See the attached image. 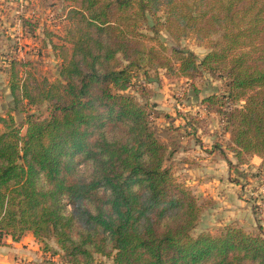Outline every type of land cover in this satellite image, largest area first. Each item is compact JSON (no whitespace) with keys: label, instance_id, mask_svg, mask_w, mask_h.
<instances>
[{"label":"trees","instance_id":"1","mask_svg":"<svg viewBox=\"0 0 264 264\" xmlns=\"http://www.w3.org/2000/svg\"><path fill=\"white\" fill-rule=\"evenodd\" d=\"M64 1L59 79L21 58L8 67L15 110L46 105L47 115L28 114L24 136L0 115V239L32 233L50 251L54 240L65 264H264L261 229L193 235L204 206L167 165L180 144L153 128L151 93H132L142 70L222 80L224 92L201 102L229 135L215 149L231 168L258 157L264 171V0ZM150 19L157 38L143 33ZM187 36L208 45L202 60L180 44Z\"/></svg>","mask_w":264,"mask_h":264},{"label":"rangeland","instance_id":"2","mask_svg":"<svg viewBox=\"0 0 264 264\" xmlns=\"http://www.w3.org/2000/svg\"><path fill=\"white\" fill-rule=\"evenodd\" d=\"M13 1L0 0V115L12 113L21 135L24 136L27 115L46 116L47 106L15 110L9 88L8 67L14 58H21L34 63L33 69L39 77L51 82L59 79L61 60L52 45L63 44L59 36L65 34L67 27L62 18L67 2ZM158 15L164 21V15ZM23 19L27 22L22 23ZM30 24L36 26L31 27ZM153 24V19L144 24L143 33L147 37H156L149 30ZM219 38L217 35L213 39ZM158 39L166 49L174 44L164 30L159 33ZM145 44L152 46L158 44V41L148 38ZM180 44L193 51L199 60L210 51L207 44L198 42L192 36L184 37ZM166 53L169 54L170 51L167 50ZM132 87V93L137 97L138 92L143 89H146V93H151L147 103L152 111V126L160 139L180 144L179 152L167 165L172 164L176 178L187 183L204 206L205 213L203 212L193 235L218 234L226 224L242 228L251 234H258L261 229L264 235V212H261L264 210L261 205L264 201V194L261 193L264 188V171L261 159L250 157L245 165L231 168L222 158L221 151L215 149L217 144L225 147L229 137L224 133L221 117L215 113H207L201 104L209 95H221L225 90L224 82L207 73L190 82L186 79H168L163 70H142L138 72ZM227 155L233 164L237 163L232 154ZM209 176L217 178L211 182L220 189L210 192L197 183L200 180L207 181ZM210 199H215L213 201L217 206L209 210L206 203ZM227 204H231L232 208ZM1 240L3 239L0 242ZM48 243L51 249L61 251L54 240ZM60 260L59 257L56 264H61ZM97 264L113 262L112 259L97 256Z\"/></svg>","mask_w":264,"mask_h":264},{"label":"crops","instance_id":"3","mask_svg":"<svg viewBox=\"0 0 264 264\" xmlns=\"http://www.w3.org/2000/svg\"><path fill=\"white\" fill-rule=\"evenodd\" d=\"M211 178L213 177H210L207 181H197V183L201 185L204 190L209 189L210 192L214 189H220V187L212 185L211 182L216 180L217 178ZM224 193L222 194V196H224ZM216 194L218 195V192ZM213 198L215 197L213 196ZM213 200L210 199V201L206 203L207 206H209V210L217 206V204ZM227 205L231 207V204ZM226 210L228 212V207H226ZM236 212L237 211H235V213ZM224 226L226 227L228 225L226 224ZM1 241L2 242H0V264H56L58 258L60 257L61 259V251L59 252L55 249H52L51 251L45 250L43 244L39 242L33 236L32 233H27L25 236H23V238H21L19 242H13L12 239L9 237L3 238V240ZM55 248L57 249V247ZM60 261L61 264H65L63 263L62 259Z\"/></svg>","mask_w":264,"mask_h":264},{"label":"built area","instance_id":"4","mask_svg":"<svg viewBox=\"0 0 264 264\" xmlns=\"http://www.w3.org/2000/svg\"><path fill=\"white\" fill-rule=\"evenodd\" d=\"M261 193L264 194V188L261 189ZM259 204H260V203H259ZM261 205H262V208L264 209V201H263V203H262ZM261 212H264V210H261Z\"/></svg>","mask_w":264,"mask_h":264}]
</instances>
